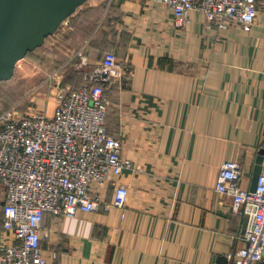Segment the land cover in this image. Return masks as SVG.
<instances>
[{"label": "crops", "instance_id": "obj_1", "mask_svg": "<svg viewBox=\"0 0 264 264\" xmlns=\"http://www.w3.org/2000/svg\"><path fill=\"white\" fill-rule=\"evenodd\" d=\"M172 15L157 0H86L69 15L66 29L85 31L71 53L84 45L91 67L113 50L124 67L105 86V122L131 165L93 182L104 199L115 183L126 185L123 207L44 211L38 232L47 264H212L245 245L237 237L242 205L234 210L215 183L221 162L234 159L240 187L249 188L264 148V0L249 30L233 20L205 24L197 8L180 27ZM65 61L51 71L58 80Z\"/></svg>", "mask_w": 264, "mask_h": 264}, {"label": "built area", "instance_id": "obj_2", "mask_svg": "<svg viewBox=\"0 0 264 264\" xmlns=\"http://www.w3.org/2000/svg\"><path fill=\"white\" fill-rule=\"evenodd\" d=\"M172 8L171 22L180 27L191 8L203 12L205 24L226 27L238 22L249 30L257 0H157ZM80 45L59 68H82L76 86L54 78L50 113L34 108L20 110L12 103L0 112V182L4 186L1 223L11 240L0 242V264H47L41 252L38 229L44 211L74 214L81 210L123 207L128 188L115 183L111 199L93 187L130 167L121 153V139L108 131L105 116L109 104L106 84L118 81L124 67L113 50H106L94 66ZM239 162H221L215 189L232 196V208L246 214L245 242L229 252L235 264L259 260L264 264V158L254 190L241 188Z\"/></svg>", "mask_w": 264, "mask_h": 264}, {"label": "rangeland", "instance_id": "obj_3", "mask_svg": "<svg viewBox=\"0 0 264 264\" xmlns=\"http://www.w3.org/2000/svg\"><path fill=\"white\" fill-rule=\"evenodd\" d=\"M86 1V0H85ZM81 3L80 5L84 4ZM78 5L77 8L80 6ZM98 14L94 10L93 15ZM69 15L58 25L55 31L45 37L43 43L28 50L25 55L14 64V70L10 77L0 79V112L12 103L17 102L20 110L40 108L50 113L53 108V82L49 74L52 69L67 59L70 49L75 47L85 31L77 29L78 33L67 30ZM88 30V26L85 27ZM90 29V28H89ZM87 33V32H86ZM57 34V37H56ZM68 65L65 67V75L60 80L71 85L81 82L82 68H74ZM2 204V187L0 184V208ZM6 236L0 227V242L11 240Z\"/></svg>", "mask_w": 264, "mask_h": 264}, {"label": "water", "instance_id": "obj_4", "mask_svg": "<svg viewBox=\"0 0 264 264\" xmlns=\"http://www.w3.org/2000/svg\"><path fill=\"white\" fill-rule=\"evenodd\" d=\"M85 0H0V79L8 78L17 59L43 43L58 25ZM264 158V148L256 157L250 190H254ZM247 216L243 219V228ZM232 264L225 254L214 257L212 264Z\"/></svg>", "mask_w": 264, "mask_h": 264}, {"label": "trees", "instance_id": "obj_5", "mask_svg": "<svg viewBox=\"0 0 264 264\" xmlns=\"http://www.w3.org/2000/svg\"><path fill=\"white\" fill-rule=\"evenodd\" d=\"M70 67H72V68H74L73 66H70ZM75 69V68H74ZM75 71H79L78 69H75ZM2 206V205H1ZM1 215H2V211H1V213H0V223H1Z\"/></svg>", "mask_w": 264, "mask_h": 264}]
</instances>
